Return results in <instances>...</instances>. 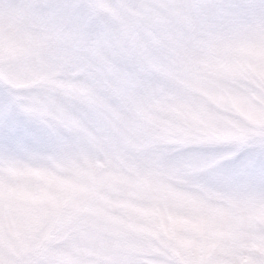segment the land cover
<instances>
[{
  "label": "clouds",
  "instance_id": "obj_1",
  "mask_svg": "<svg viewBox=\"0 0 264 264\" xmlns=\"http://www.w3.org/2000/svg\"><path fill=\"white\" fill-rule=\"evenodd\" d=\"M0 264H264V0H0Z\"/></svg>",
  "mask_w": 264,
  "mask_h": 264
}]
</instances>
